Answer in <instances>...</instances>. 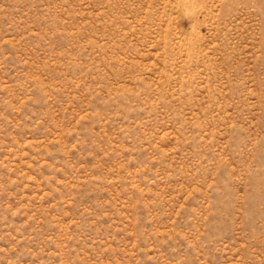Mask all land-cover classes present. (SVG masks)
I'll return each mask as SVG.
<instances>
[{
	"label": "rangeland",
	"instance_id": "374dc122",
	"mask_svg": "<svg viewBox=\"0 0 264 264\" xmlns=\"http://www.w3.org/2000/svg\"><path fill=\"white\" fill-rule=\"evenodd\" d=\"M0 264H264V0H0Z\"/></svg>",
	"mask_w": 264,
	"mask_h": 264
}]
</instances>
